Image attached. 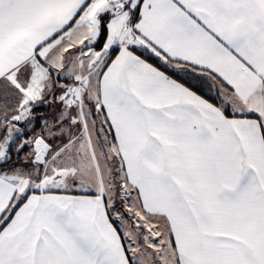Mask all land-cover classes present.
Masks as SVG:
<instances>
[{
    "label": "snow or ice",
    "instance_id": "obj_1",
    "mask_svg": "<svg viewBox=\"0 0 264 264\" xmlns=\"http://www.w3.org/2000/svg\"><path fill=\"white\" fill-rule=\"evenodd\" d=\"M0 264H264V0H0Z\"/></svg>",
    "mask_w": 264,
    "mask_h": 264
}]
</instances>
